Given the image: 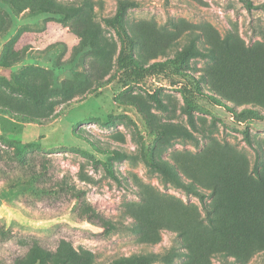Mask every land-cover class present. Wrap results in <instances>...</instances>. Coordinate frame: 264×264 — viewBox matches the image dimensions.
<instances>
[{
    "label": "rangeland",
    "instance_id": "rangeland-1",
    "mask_svg": "<svg viewBox=\"0 0 264 264\" xmlns=\"http://www.w3.org/2000/svg\"><path fill=\"white\" fill-rule=\"evenodd\" d=\"M246 1L0 0V264H264V0ZM121 3L139 63L188 51L183 76L117 82ZM186 79L236 114L189 104Z\"/></svg>",
    "mask_w": 264,
    "mask_h": 264
},
{
    "label": "trees",
    "instance_id": "trees-1",
    "mask_svg": "<svg viewBox=\"0 0 264 264\" xmlns=\"http://www.w3.org/2000/svg\"><path fill=\"white\" fill-rule=\"evenodd\" d=\"M246 1V0H243ZM247 5L249 4L248 1H246ZM130 4L121 3L120 9L116 15L115 21H114V28L116 29V32L121 39V45L122 50L118 59L119 64V73L117 75V82L123 86L127 87L132 83L139 82L142 79H145L147 77H157V76H163L168 79L176 78L183 76L184 73L179 72V67L181 64H184V61L186 59V55H190V52L185 51L182 53H179L175 59H167L165 61H155L152 64H149L148 66H144L139 63V61L136 59L134 55V40L130 34V32L122 25V21L124 19V14L126 9H128ZM188 77V75H186ZM187 82H190V84L193 86V90L186 91L188 92L186 96V100L189 104H193L194 106L198 105V102L195 101V95L197 97V100H204L207 101L208 104L212 106H225L223 102L216 99L215 97L203 93L197 89V82L193 80L186 79ZM196 108V107H195ZM226 110L231 114H236L235 111L225 106ZM239 118H241L243 121H246L251 118H257L259 116L258 112L256 110H243L237 115ZM249 144H251L249 142ZM158 170H162L160 166H155ZM112 177L118 181L117 177L114 174H111ZM172 183H174L176 186L180 188L186 189L187 186L179 180L178 177L175 176V178L172 179ZM193 193L200 201L203 209L206 212H209V207L206 200V195L201 193L200 191L191 190L189 191ZM130 264H142L141 262H132Z\"/></svg>",
    "mask_w": 264,
    "mask_h": 264
}]
</instances>
